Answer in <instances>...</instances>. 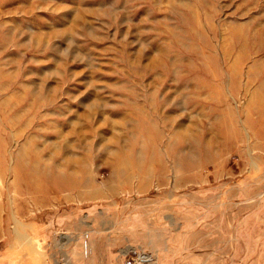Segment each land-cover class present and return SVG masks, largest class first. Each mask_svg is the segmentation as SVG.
Wrapping results in <instances>:
<instances>
[{"label": "rangeland", "instance_id": "rangeland-1", "mask_svg": "<svg viewBox=\"0 0 264 264\" xmlns=\"http://www.w3.org/2000/svg\"><path fill=\"white\" fill-rule=\"evenodd\" d=\"M0 264H264V0H0Z\"/></svg>", "mask_w": 264, "mask_h": 264}]
</instances>
